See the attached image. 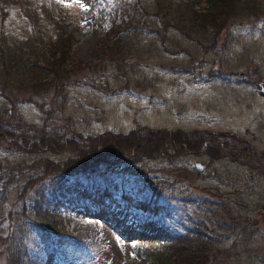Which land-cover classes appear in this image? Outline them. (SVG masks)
Returning <instances> with one entry per match:
<instances>
[{
  "label": "rangeland",
  "instance_id": "374dc122",
  "mask_svg": "<svg viewBox=\"0 0 264 264\" xmlns=\"http://www.w3.org/2000/svg\"><path fill=\"white\" fill-rule=\"evenodd\" d=\"M91 1L60 0L82 9ZM251 10L208 25L210 36L176 35L174 50L152 47L119 63L97 55L111 18L81 12L73 52L86 68L36 101L0 95V113L31 125V142L108 129L182 136L153 156L105 153L99 169L77 172L50 169V160L73 154L66 145L29 150L22 141L21 149L0 136V264L21 234L24 264H156L147 247L198 232L218 247L208 264H264V12ZM89 192L95 203L78 200ZM134 198L166 208L142 210ZM47 209L51 222L87 238L39 226L37 214Z\"/></svg>",
  "mask_w": 264,
  "mask_h": 264
},
{
  "label": "trees",
  "instance_id": "16d2710c",
  "mask_svg": "<svg viewBox=\"0 0 264 264\" xmlns=\"http://www.w3.org/2000/svg\"><path fill=\"white\" fill-rule=\"evenodd\" d=\"M202 1L205 4L198 6ZM250 8L255 14L264 12V4H259L258 0H92L86 9L75 2L60 0H0V95H5L13 104L22 99L36 101L41 92L51 87L56 92L62 91L71 75L86 68L73 52L82 11L92 13L96 19L111 18V25L100 37L97 55L100 60L108 58L119 63L137 54L142 59L152 47L157 51L163 50L162 47L174 50L177 47L172 46L176 45L174 40L179 39L176 35L192 37L202 32L210 36L212 30L207 29L208 25L220 28L229 17ZM14 9L17 16L13 19ZM94 83L99 88V82ZM9 111L0 113L1 138H7L21 149L24 148L22 141H26L29 150L38 149L46 142L60 147L66 145L72 150L73 154L63 161L50 160V169L56 172L99 169V160L105 153L128 154L131 158L139 154L153 156L166 150L172 140L179 144L182 136L166 130L114 132L108 129L95 134H78L77 138L73 135L57 143L58 135L49 132L42 135L38 145L35 140L30 141L35 135L28 132L32 126L20 117L13 116L12 119H17L11 120L12 111ZM117 164L114 161L110 165ZM79 196L77 194L78 199ZM83 199L95 203L91 193L83 194L80 200ZM134 201V205L143 210L166 208H157L143 198ZM26 203L23 202V209ZM37 215L39 226L61 237L72 238L63 226L50 221L48 209ZM197 235L179 234L169 245H162V249L147 247L145 250L154 256L156 264H208L218 247L211 236H203L201 232ZM86 236L80 233L75 237L81 241ZM22 243L21 234L8 249L3 264H24L21 263Z\"/></svg>",
  "mask_w": 264,
  "mask_h": 264
}]
</instances>
